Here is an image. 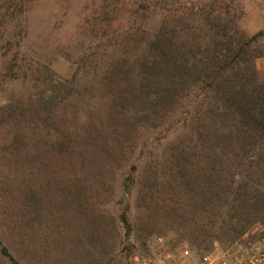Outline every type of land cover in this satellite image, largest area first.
I'll return each mask as SVG.
<instances>
[{
  "label": "rangeland",
  "instance_id": "obj_1",
  "mask_svg": "<svg viewBox=\"0 0 264 264\" xmlns=\"http://www.w3.org/2000/svg\"><path fill=\"white\" fill-rule=\"evenodd\" d=\"M223 3L239 14L237 0H0V264H196L264 244L263 214L239 238L228 224L236 190L264 188V140L226 128L214 160L194 101L163 106L137 71L149 33Z\"/></svg>",
  "mask_w": 264,
  "mask_h": 264
},
{
  "label": "trees",
  "instance_id": "obj_2",
  "mask_svg": "<svg viewBox=\"0 0 264 264\" xmlns=\"http://www.w3.org/2000/svg\"><path fill=\"white\" fill-rule=\"evenodd\" d=\"M209 10L198 14L191 9L184 27L178 20L149 33L136 65L145 67L137 71L150 87L158 85L154 101L162 99L165 107H187L194 101L193 110L198 114L193 120L214 125L207 133L211 156L218 160L224 154L226 128L232 133L248 132V147L253 148L257 138L264 140V79L259 77L258 55L252 54L253 44L263 32L243 30L239 25L243 12L235 15L231 5L223 3ZM236 141L240 142L239 135ZM261 185L244 197L241 189L236 190L238 197L231 207L235 215L228 221L234 238L243 236L264 215Z\"/></svg>",
  "mask_w": 264,
  "mask_h": 264
},
{
  "label": "built area",
  "instance_id": "obj_3",
  "mask_svg": "<svg viewBox=\"0 0 264 264\" xmlns=\"http://www.w3.org/2000/svg\"><path fill=\"white\" fill-rule=\"evenodd\" d=\"M162 241V238H159ZM143 264H172L167 259H147ZM196 264H264V244L236 252L215 250L203 255Z\"/></svg>",
  "mask_w": 264,
  "mask_h": 264
},
{
  "label": "crops",
  "instance_id": "obj_4",
  "mask_svg": "<svg viewBox=\"0 0 264 264\" xmlns=\"http://www.w3.org/2000/svg\"><path fill=\"white\" fill-rule=\"evenodd\" d=\"M243 12L239 25L249 34L263 32L264 39V0H237ZM257 67L264 69V57L257 58Z\"/></svg>",
  "mask_w": 264,
  "mask_h": 264
}]
</instances>
